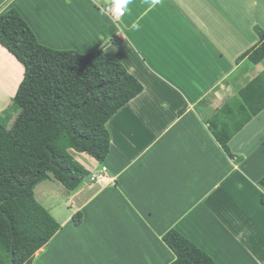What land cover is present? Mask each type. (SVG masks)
I'll return each instance as SVG.
<instances>
[{
  "label": "crops",
  "instance_id": "0c3cea01",
  "mask_svg": "<svg viewBox=\"0 0 264 264\" xmlns=\"http://www.w3.org/2000/svg\"><path fill=\"white\" fill-rule=\"evenodd\" d=\"M47 1L0 0V15L17 9L43 45L56 34L83 53L105 51L144 90L108 121L103 163L71 150L89 171L77 190L36 186L61 229L33 263L171 264L163 236L174 228L215 264H264V109L230 139L234 158L210 130L215 117L233 125L240 91L264 72V60L238 61L260 44L243 29H264V0H113L125 9L115 18L105 0ZM2 50L0 62L13 63Z\"/></svg>",
  "mask_w": 264,
  "mask_h": 264
},
{
  "label": "trees",
  "instance_id": "16d2710c",
  "mask_svg": "<svg viewBox=\"0 0 264 264\" xmlns=\"http://www.w3.org/2000/svg\"><path fill=\"white\" fill-rule=\"evenodd\" d=\"M260 44L243 53L264 60V29L255 26ZM0 45L22 65L24 76L13 99L12 115L0 119V264H34L61 225L35 197V188L54 179L77 190L89 171L71 154L88 153L103 163L109 155L108 121L143 92V84L116 57L103 50L79 53L43 45L15 8L0 15ZM232 111L233 128L218 117L210 130L230 157V139L264 109V72L240 91ZM224 112V111H223ZM234 121L237 123L234 126ZM262 189L264 205V176ZM83 215L73 216L76 224ZM175 253L171 264H215L211 256L176 229L163 236Z\"/></svg>",
  "mask_w": 264,
  "mask_h": 264
},
{
  "label": "rangeland",
  "instance_id": "374dc122",
  "mask_svg": "<svg viewBox=\"0 0 264 264\" xmlns=\"http://www.w3.org/2000/svg\"><path fill=\"white\" fill-rule=\"evenodd\" d=\"M261 1H263V0H260V2ZM45 2L48 3L49 1L45 0ZM68 2H70V0ZM104 2L107 3V5L103 4V6H101L102 10L103 9L110 10L111 6H113L114 4L117 3V2H114L113 0H105ZM239 24L243 25L244 23H239ZM257 25H259V23L256 22L255 26H257ZM243 31L245 34H247L250 37L252 36V34H255V35L258 34L255 31V27L252 30L250 28H248L247 30L243 29ZM55 35L51 34V36L55 38L52 41H56V42H59L61 44H59V43L53 44L54 46H52V48L57 49V50H74V51H77L79 53L80 52L83 53L74 45H69V44L66 45L65 43L68 42V39H66L67 41L64 43V41H60L59 39H57V37ZM132 40L135 43V45L137 46V48L142 51L141 44L137 41V39L133 37ZM128 43H130V41H128ZM1 49H2V47L0 48V50ZM139 50H137L135 52L136 55H137V53L140 52ZM145 50H146V55L151 53L150 49H148V46H147V49H145ZM2 51H4V54L7 55L10 58V60L13 62L11 64H9L7 61H1L0 62V119L2 121H5L6 117H9L12 115V118H13L16 114L14 111L15 109L13 106V99H14V96L16 94L17 88L23 79L24 70L22 68V65L19 64L18 61H16V59L12 55H10L5 50H2ZM5 60H7V57L5 58ZM247 63H248V61H247ZM1 80H3L4 82ZM14 119L15 118H13L9 122V124H8L9 126L12 125ZM230 128H233V125H230ZM55 183L57 185H60L59 182H57V181ZM63 209L65 210V212L67 211L66 213L69 214V212H68L69 209H65V208H63Z\"/></svg>",
  "mask_w": 264,
  "mask_h": 264
},
{
  "label": "built area",
  "instance_id": "2783aa9c",
  "mask_svg": "<svg viewBox=\"0 0 264 264\" xmlns=\"http://www.w3.org/2000/svg\"><path fill=\"white\" fill-rule=\"evenodd\" d=\"M114 8H115L113 15L114 18L125 14V9L122 5H114Z\"/></svg>",
  "mask_w": 264,
  "mask_h": 264
},
{
  "label": "clouds",
  "instance_id": "9594fccd",
  "mask_svg": "<svg viewBox=\"0 0 264 264\" xmlns=\"http://www.w3.org/2000/svg\"><path fill=\"white\" fill-rule=\"evenodd\" d=\"M127 2H129V0H127ZM127 2H126V3H127ZM114 5H120V4L116 3V4H114ZM114 5L111 6V9L113 8V9L115 10ZM113 15H114V13H113Z\"/></svg>",
  "mask_w": 264,
  "mask_h": 264
},
{
  "label": "water",
  "instance_id": "95a60500",
  "mask_svg": "<svg viewBox=\"0 0 264 264\" xmlns=\"http://www.w3.org/2000/svg\"><path fill=\"white\" fill-rule=\"evenodd\" d=\"M11 262H12V264H13V255H12V257H11Z\"/></svg>",
  "mask_w": 264,
  "mask_h": 264
},
{
  "label": "bare ground",
  "instance_id": "6f19581e",
  "mask_svg": "<svg viewBox=\"0 0 264 264\" xmlns=\"http://www.w3.org/2000/svg\"><path fill=\"white\" fill-rule=\"evenodd\" d=\"M101 181H103V180H101Z\"/></svg>",
  "mask_w": 264,
  "mask_h": 264
}]
</instances>
